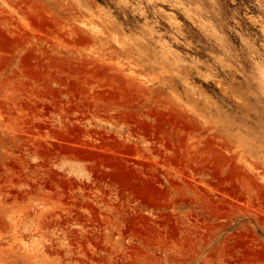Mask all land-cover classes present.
Masks as SVG:
<instances>
[{"label": "rangeland", "instance_id": "obj_1", "mask_svg": "<svg viewBox=\"0 0 264 264\" xmlns=\"http://www.w3.org/2000/svg\"><path fill=\"white\" fill-rule=\"evenodd\" d=\"M0 264H264V0H0Z\"/></svg>", "mask_w": 264, "mask_h": 264}]
</instances>
